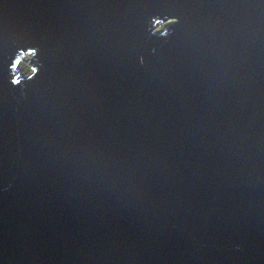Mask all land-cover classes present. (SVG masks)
<instances>
[{
    "label": "water",
    "instance_id": "obj_1",
    "mask_svg": "<svg viewBox=\"0 0 264 264\" xmlns=\"http://www.w3.org/2000/svg\"><path fill=\"white\" fill-rule=\"evenodd\" d=\"M0 264H264V0H0Z\"/></svg>",
    "mask_w": 264,
    "mask_h": 264
},
{
    "label": "rangeland",
    "instance_id": "obj_2",
    "mask_svg": "<svg viewBox=\"0 0 264 264\" xmlns=\"http://www.w3.org/2000/svg\"><path fill=\"white\" fill-rule=\"evenodd\" d=\"M166 26V25H165ZM164 26V27H165ZM163 26H161L158 29H163ZM33 57L32 53H28L27 55H25V57L21 60V65H20V69H21V74L20 77H28L29 75H31L33 73V68L31 67V65L29 63H27V61H29L31 58Z\"/></svg>",
    "mask_w": 264,
    "mask_h": 264
},
{
    "label": "bare ground",
    "instance_id": "obj_3",
    "mask_svg": "<svg viewBox=\"0 0 264 264\" xmlns=\"http://www.w3.org/2000/svg\"><path fill=\"white\" fill-rule=\"evenodd\" d=\"M30 53H32V52H30ZM27 54H28V53H27ZM27 54H26V55H27ZM32 54H33V56H34L35 53H32ZM24 57H25V55L22 56V57L20 58V60H19V61L16 63V65H15L16 67H18L17 69H18V71L20 72V74H21V69H20L21 60H22ZM32 71L34 72V70H32ZM20 74H19V76H20ZM32 74H33V73H32ZM32 74H31V75H32ZM31 75H29V76H31ZM29 76H28V77H29ZM28 77H22V78L26 79V78H28Z\"/></svg>",
    "mask_w": 264,
    "mask_h": 264
},
{
    "label": "clouds",
    "instance_id": "obj_4",
    "mask_svg": "<svg viewBox=\"0 0 264 264\" xmlns=\"http://www.w3.org/2000/svg\"><path fill=\"white\" fill-rule=\"evenodd\" d=\"M169 23H170V22H167V23L163 24L162 26L164 27L165 25H168ZM165 27H166V26H165ZM165 27H164V28H165ZM164 28H163V29H164Z\"/></svg>",
    "mask_w": 264,
    "mask_h": 264
}]
</instances>
